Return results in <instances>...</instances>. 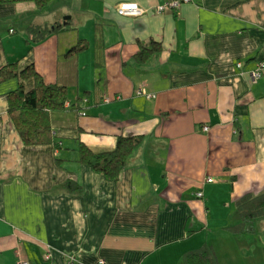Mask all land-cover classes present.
I'll list each match as a JSON object with an SVG mask.
<instances>
[{
    "label": "crops",
    "instance_id": "1",
    "mask_svg": "<svg viewBox=\"0 0 264 264\" xmlns=\"http://www.w3.org/2000/svg\"><path fill=\"white\" fill-rule=\"evenodd\" d=\"M121 1L141 14H119ZM168 1L0 3V68L32 61L86 111L52 113L64 152L25 144L8 113L18 80L0 83V264H185L184 252L205 242L219 264H264V216L250 231L237 226L238 199L264 192V69L253 72L264 0L156 10ZM38 25L74 29L29 49ZM79 36L86 48L59 55ZM150 41L159 49L137 59ZM117 134L141 135L118 177L75 160L76 138L104 150Z\"/></svg>",
    "mask_w": 264,
    "mask_h": 264
},
{
    "label": "trees",
    "instance_id": "2",
    "mask_svg": "<svg viewBox=\"0 0 264 264\" xmlns=\"http://www.w3.org/2000/svg\"><path fill=\"white\" fill-rule=\"evenodd\" d=\"M18 1H33L38 9L42 10L52 0H0V3ZM73 29L74 27L71 26H63L54 30H49V28L39 25L29 26L27 30V38L30 40L29 49L33 46L34 41L44 39L53 31L61 33L65 30L70 31ZM12 30L13 28L10 29V31ZM87 45V38L79 36L68 49L60 52L59 55L69 56L76 54L86 48ZM142 47L135 54L139 60L148 57V52L153 53L158 50L160 42L150 41L148 45H143ZM10 79H17L18 81L17 86L7 94L8 113L23 143L53 144L55 150H62V152L68 149L62 144L63 141L57 134L56 129L53 128L52 113L63 110L86 113L78 98L74 102H71L67 87L57 82H47L32 61L27 63L22 69L18 68L17 61H9L6 65L2 66L0 68V83ZM29 79L32 82L30 85H27ZM140 139V134H117L116 143L113 148L95 150L84 140L76 138L77 145L74 148L76 151L75 160L89 165L93 170L109 178H116L126 167L128 158L132 150L139 144ZM55 159L58 163L67 160L66 157H61L60 155ZM237 213L240 219V222L237 224L238 229L240 231L252 230L254 219L264 216V192L242 195L237 201ZM183 261L185 264H219L211 244L207 242L198 248L184 252Z\"/></svg>",
    "mask_w": 264,
    "mask_h": 264
},
{
    "label": "built area",
    "instance_id": "3",
    "mask_svg": "<svg viewBox=\"0 0 264 264\" xmlns=\"http://www.w3.org/2000/svg\"><path fill=\"white\" fill-rule=\"evenodd\" d=\"M188 1H190V0H169L166 3L158 5L156 7V10L158 12H160L167 7H171L174 9L179 8V6L182 2H188ZM115 9L121 15H138V14H141V12H142L141 8L137 4L132 3V2H126V1H121V2L117 3L115 6ZM237 65L240 66L241 62H237ZM263 69H264V51H263V57L259 61L258 69L256 71H253V72L255 73V75H257V74H260ZM154 95L155 94H151V96H154ZM104 100H109V98L106 96V97H104ZM203 128L206 130V129H208V126L205 125ZM207 180L211 181L212 178L209 177ZM197 194L201 195L202 191L197 192ZM17 264H31V263L28 260L22 259L19 262H17ZM50 264H57V263L52 262ZM67 264H75V260L71 259L68 261ZM96 264H106V262L104 259L101 258V259L97 260ZM123 264H129V263H123Z\"/></svg>",
    "mask_w": 264,
    "mask_h": 264
},
{
    "label": "rangeland",
    "instance_id": "4",
    "mask_svg": "<svg viewBox=\"0 0 264 264\" xmlns=\"http://www.w3.org/2000/svg\"><path fill=\"white\" fill-rule=\"evenodd\" d=\"M59 8L61 9V8H63V6H60Z\"/></svg>",
    "mask_w": 264,
    "mask_h": 264
}]
</instances>
